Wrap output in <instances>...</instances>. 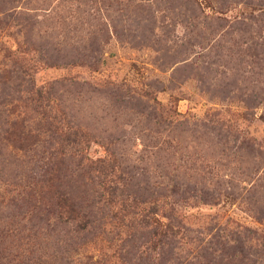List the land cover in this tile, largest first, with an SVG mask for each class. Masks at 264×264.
<instances>
[{"label": "rangeland", "instance_id": "374dc122", "mask_svg": "<svg viewBox=\"0 0 264 264\" xmlns=\"http://www.w3.org/2000/svg\"><path fill=\"white\" fill-rule=\"evenodd\" d=\"M263 219L264 0H0V264H264Z\"/></svg>", "mask_w": 264, "mask_h": 264}, {"label": "trees", "instance_id": "16d2710c", "mask_svg": "<svg viewBox=\"0 0 264 264\" xmlns=\"http://www.w3.org/2000/svg\"><path fill=\"white\" fill-rule=\"evenodd\" d=\"M63 203V202H61ZM73 206H70V209L73 210ZM264 220V219H263ZM164 226H163V236L167 238L166 242L169 244H172L174 242H179L180 237L183 238V236L187 233L186 229H184V226L182 223L178 222V220L170 215L166 214V220L164 221ZM178 238V239H176ZM173 239V240H171ZM258 239V238H257ZM260 241V240H259ZM257 244H260L262 248H264V242L260 241Z\"/></svg>", "mask_w": 264, "mask_h": 264}]
</instances>
